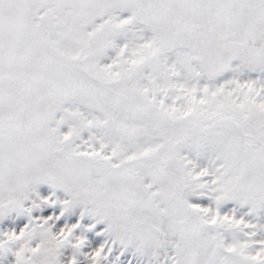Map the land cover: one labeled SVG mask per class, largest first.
Masks as SVG:
<instances>
[{"label":"snow or ice","instance_id":"obj_1","mask_svg":"<svg viewBox=\"0 0 264 264\" xmlns=\"http://www.w3.org/2000/svg\"><path fill=\"white\" fill-rule=\"evenodd\" d=\"M41 182L110 241L31 217L8 264H264V0H0V215Z\"/></svg>","mask_w":264,"mask_h":264},{"label":"rangeland","instance_id":"obj_2","mask_svg":"<svg viewBox=\"0 0 264 264\" xmlns=\"http://www.w3.org/2000/svg\"><path fill=\"white\" fill-rule=\"evenodd\" d=\"M54 193V195H53ZM49 196L51 200H54L55 203L43 204L41 201V197ZM28 199L25 201L26 207H31L32 211L29 215L26 211H10L4 215H0V231L7 230H19L25 224L29 223L31 217L36 216H59V219L55 221V227H61L65 224L71 225L79 222L81 228L77 229V234H80L82 231L85 238L86 244L80 250L79 255L83 262V254L89 251L90 247L98 246L105 241H110V237L105 234H98V229L102 228V225H97L96 229H88L87 225L95 223V218L88 213H85L81 216V213L84 212V206L80 203L73 204V206L67 210H64V206L61 201L68 199V195L64 192L63 189L57 188L53 189L46 182H41L35 186L34 191L28 192ZM35 201V204L33 203ZM63 212L61 215L60 213ZM116 251H119L117 248ZM62 252L71 256L73 253V249L71 246L65 247ZM126 255L131 256L132 253H126ZM10 254L0 253V264H8ZM63 258V257H62ZM125 258L121 257L119 260L115 259V253L113 257L110 258V261L113 264H122ZM135 264H147V257H134ZM126 264V262H125Z\"/></svg>","mask_w":264,"mask_h":264}]
</instances>
